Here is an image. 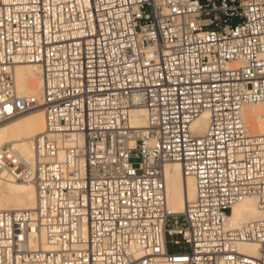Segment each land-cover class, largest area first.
<instances>
[{
	"label": "built area",
	"instance_id": "obj_1",
	"mask_svg": "<svg viewBox=\"0 0 264 264\" xmlns=\"http://www.w3.org/2000/svg\"><path fill=\"white\" fill-rule=\"evenodd\" d=\"M23 63L41 66L40 96L18 94ZM248 104L264 105V0H0V124L45 120L32 160L0 147V178L36 192L32 210H0V264H264V135ZM172 163L196 183L182 213ZM248 196L262 216L228 226Z\"/></svg>",
	"mask_w": 264,
	"mask_h": 264
},
{
	"label": "bare ground",
	"instance_id": "obj_2",
	"mask_svg": "<svg viewBox=\"0 0 264 264\" xmlns=\"http://www.w3.org/2000/svg\"><path fill=\"white\" fill-rule=\"evenodd\" d=\"M15 80L20 96H40L42 93V69L37 63L18 64L15 68ZM243 115L250 130L255 135H264V105L248 104L243 107ZM134 127H144L147 123L146 110L135 108L131 114ZM208 125V114L199 117L192 129L202 134ZM45 129L43 110L37 108L17 118L0 124V147L9 143L27 160H32L34 152L32 139ZM62 157V156H60ZM166 194L171 213H182L186 204L196 196V183L193 177L185 176L178 163L165 168ZM35 187L30 181L0 178V210H32L35 206ZM262 216L255 196H248L232 207L228 215L227 225L236 227L242 223ZM238 249L245 254L255 255L258 245L254 242H242Z\"/></svg>",
	"mask_w": 264,
	"mask_h": 264
},
{
	"label": "rangeland",
	"instance_id": "obj_3",
	"mask_svg": "<svg viewBox=\"0 0 264 264\" xmlns=\"http://www.w3.org/2000/svg\"><path fill=\"white\" fill-rule=\"evenodd\" d=\"M36 110V109H35ZM24 114H26V113H24Z\"/></svg>",
	"mask_w": 264,
	"mask_h": 264
}]
</instances>
